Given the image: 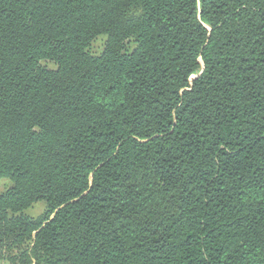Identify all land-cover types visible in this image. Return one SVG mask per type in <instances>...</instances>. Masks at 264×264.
I'll list each match as a JSON object with an SVG mask.
<instances>
[{
  "label": "trees",
  "instance_id": "1",
  "mask_svg": "<svg viewBox=\"0 0 264 264\" xmlns=\"http://www.w3.org/2000/svg\"><path fill=\"white\" fill-rule=\"evenodd\" d=\"M4 179L0 264H264V0H0Z\"/></svg>",
  "mask_w": 264,
  "mask_h": 264
},
{
  "label": "rangeland",
  "instance_id": "2",
  "mask_svg": "<svg viewBox=\"0 0 264 264\" xmlns=\"http://www.w3.org/2000/svg\"><path fill=\"white\" fill-rule=\"evenodd\" d=\"M105 40L106 37L105 36H99L97 37L91 44L90 46V51L93 54H100L103 49H104V45H105ZM132 46V42H130L128 44V49ZM46 63L51 66L54 67V63L50 62V61H46ZM8 180L4 179L0 182V191L4 190L7 185H8ZM27 213H29L30 215L33 216H43L47 213V205L45 202H38L36 203L33 207H31L30 209L27 210ZM3 264H18V263H13L10 262L9 260H4Z\"/></svg>",
  "mask_w": 264,
  "mask_h": 264
}]
</instances>
